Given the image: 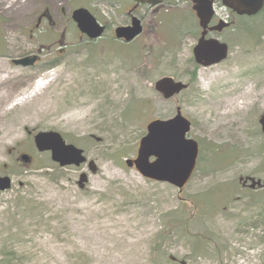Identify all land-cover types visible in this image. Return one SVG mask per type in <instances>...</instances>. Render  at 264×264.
<instances>
[{
    "label": "rangeland",
    "instance_id": "374dc122",
    "mask_svg": "<svg viewBox=\"0 0 264 264\" xmlns=\"http://www.w3.org/2000/svg\"><path fill=\"white\" fill-rule=\"evenodd\" d=\"M215 1L231 24L218 35L229 57L196 70L201 30L190 0L140 9L144 30L131 43L114 37L129 0H21L22 14L0 0V176L13 181L0 192V264H264V189L249 181L264 183V35L235 28L264 33V11L238 18ZM79 8L108 26L102 39L80 37ZM43 47L52 48L36 67L11 63ZM164 77L189 88L165 101L154 90ZM178 108L204 150L183 191L125 163L148 123ZM50 131L96 172L39 153L34 136Z\"/></svg>",
    "mask_w": 264,
    "mask_h": 264
},
{
    "label": "water",
    "instance_id": "95a60500",
    "mask_svg": "<svg viewBox=\"0 0 264 264\" xmlns=\"http://www.w3.org/2000/svg\"><path fill=\"white\" fill-rule=\"evenodd\" d=\"M137 4L156 6L160 0H133ZM193 10L199 19L202 30L201 37L193 49L194 61L201 67H211L227 60L229 55L228 45L217 38L207 39L209 32L220 33L229 24L220 21L218 25L210 27L215 16V0H190ZM222 4L239 17H253L264 8V0H222ZM73 21L78 29L90 40L103 36L104 28L98 24L95 17L86 9L75 10L72 14ZM143 28L137 18L132 19L129 26L118 27L115 30L116 39L126 43L134 41L142 34ZM37 57L14 60V64L30 67L35 64ZM154 89L165 100H170L188 89V85L164 77L154 84ZM260 125L264 132V114L260 118ZM191 130V122L185 118L180 108L170 120H154L147 126V134L139 144L138 154L135 159L126 160V166L137 171L144 179L149 181L167 183L182 191L190 181L199 156V145L187 138ZM34 143L40 153L51 152V159L61 168L80 167L87 162L84 152L74 145H67L63 137L57 132H41L34 138ZM30 163V158H24ZM92 173L96 172L93 161L88 164ZM87 182L86 174L80 176L79 185ZM261 185L253 181V187ZM12 187L9 177H0V192H6ZM175 261V258H171Z\"/></svg>",
    "mask_w": 264,
    "mask_h": 264
},
{
    "label": "flooded vegetation",
    "instance_id": "af4514ba",
    "mask_svg": "<svg viewBox=\"0 0 264 264\" xmlns=\"http://www.w3.org/2000/svg\"><path fill=\"white\" fill-rule=\"evenodd\" d=\"M170 2H171V0H161V4L158 5V6H156V8H157V7H162L164 4H168V3H170ZM127 6H128V12H127L128 23H127V24H124V25H120V26H118V27H123V26L131 25V22H132L133 17H136V18L142 23V25H143V19L137 17V13H138V11H139L140 9L145 8V7L148 8V9H150V10L155 8V7H151V6H146V5H142V4H137V3H135L133 0H129V3H127ZM218 20H219V17H218V16L215 17V19H214L212 25H214ZM98 23H99V22H98ZM99 24L105 29V32H104V34H105V33L108 31V26H106L105 24H101V23H99ZM143 27H144V25H143ZM116 28H117V27H116ZM216 34H217V33L213 32V33H211L210 35H211V36H216ZM81 35H82V34H80V37H82ZM83 37H84V39H85L87 42H90V41L88 40L87 36L83 35ZM51 48H52V47H47V48H44V47H43V48H40V49L38 50V53H29V54H26V55L20 56V57H18V58L32 57L33 55H36V54H38V55L41 56L42 53L51 50ZM66 49H67V45H66V46H61V49L58 50V53L63 54V52H65ZM12 61H13V59L11 60V62H12ZM39 62H40V58H39V61L35 64V67L39 64ZM28 165H29V164H28ZM250 183H251V182H250Z\"/></svg>",
    "mask_w": 264,
    "mask_h": 264
},
{
    "label": "trees",
    "instance_id": "16d2710c",
    "mask_svg": "<svg viewBox=\"0 0 264 264\" xmlns=\"http://www.w3.org/2000/svg\"><path fill=\"white\" fill-rule=\"evenodd\" d=\"M236 29H240V30H244L245 31V33H247L248 35H250V36H254L255 34H259V36H262V35H264V33H263V30L261 31L260 29H251V28H248L247 27V25L246 24H244V25H239V26H236L235 27ZM198 69V67H196V70ZM203 153H204V150L203 149H201V153H200V156H199V160H198V167H200V165H201V161H202V157H203ZM216 155L217 156H222V153H216ZM195 243H197V241H195ZM198 244V245H197ZM196 245L197 246H199V245H204V246H207V245H205L204 243H202V242H198Z\"/></svg>",
    "mask_w": 264,
    "mask_h": 264
},
{
    "label": "bare ground",
    "instance_id": "6f19581e",
    "mask_svg": "<svg viewBox=\"0 0 264 264\" xmlns=\"http://www.w3.org/2000/svg\"><path fill=\"white\" fill-rule=\"evenodd\" d=\"M21 0H10V6H8V11L15 12V13H21L23 9H28V3L24 2L23 6L20 4L19 8H17V5H19ZM22 14V13H21ZM15 18H19V16H15ZM1 83V82H0ZM39 85H42V83H39Z\"/></svg>",
    "mask_w": 264,
    "mask_h": 264
}]
</instances>
